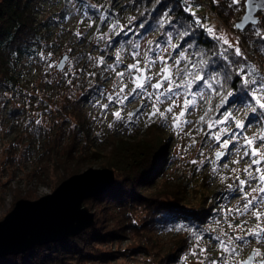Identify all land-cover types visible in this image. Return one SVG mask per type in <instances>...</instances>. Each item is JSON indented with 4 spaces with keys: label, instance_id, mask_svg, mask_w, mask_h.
<instances>
[{
    "label": "rangeland",
    "instance_id": "374dc122",
    "mask_svg": "<svg viewBox=\"0 0 264 264\" xmlns=\"http://www.w3.org/2000/svg\"><path fill=\"white\" fill-rule=\"evenodd\" d=\"M129 1L115 0L116 11ZM198 1L201 6L189 5L187 8L194 14L197 25L207 31L212 29L209 34L219 45L218 54L225 60L226 69L231 70L233 64L236 66L240 85L245 88L242 95L229 87L220 71L206 74L190 44H183L182 38L172 31L160 37L158 31L147 27L133 43L137 44V49L134 50L130 42L111 47L106 42L115 25L101 23L79 8L61 14L63 0H40L34 14L40 22L53 15L55 24L48 35L49 42L54 44L44 60L31 63L19 83L22 91L13 96V101L27 105L32 113L21 126L27 129L26 125L33 126L31 120L39 121L57 147L53 153L43 152L45 148H41L26 154L24 147L28 146L33 134L29 130L22 131L21 126L9 125V105L0 102V220L12 210L17 200L38 199L59 185L56 159L63 157L61 148L65 144L75 140L79 147L75 159H86L83 172L90 167L104 168L103 163L113 149L128 147L132 151L125 150V154L136 156L138 144L155 137L156 142L164 143L157 158L162 159L164 173L159 185L167 182L180 190L187 207L192 210L201 206L202 197L211 199L213 210H220L216 213L220 219L217 222L215 218L212 227L224 236L220 242H215L201 235H188L178 261L168 264H243L252 252L256 258L254 264H262L264 203L258 201L264 198V192H253L252 189L264 187V180L260 179L264 176V109L255 103L256 98H261L264 103V90L260 87L264 84V47L254 44L257 33L264 37V10L258 12L260 21L254 29L247 26L239 30L236 22L245 13L246 0ZM130 9L119 11L122 16L119 19L122 25L119 23V26L123 29L133 27L131 16L137 11ZM237 47L240 56L235 54ZM64 56L65 65L59 69ZM137 63L141 71H129L128 66ZM165 66L170 72L168 80L163 79ZM144 69L147 75L145 87L133 94L132 90L136 88L133 78L141 75ZM196 76L203 79H195ZM252 80L257 83L251 84ZM159 81L160 89L148 86ZM228 93L232 95L228 96ZM158 96L159 100L156 99ZM223 101L226 106L221 110L219 104ZM154 104L165 113L166 119L159 114L149 119ZM169 107L173 109L171 113L166 111ZM253 108H256L255 112ZM182 111L185 114L180 116ZM117 112L120 118L114 115ZM130 113L134 114L131 122L128 119ZM174 117H178L175 123ZM237 121L245 127L237 128ZM80 127L91 134L76 138L73 133ZM224 140L229 141L227 148L223 146ZM246 151L247 156L244 155ZM217 153L222 155L217 158ZM253 159L258 163L252 164ZM73 167L74 163H71L70 168ZM245 169L256 178L250 179ZM154 177L158 178L156 174ZM237 178L249 181L243 186V192ZM253 197L257 198L254 201L257 207L244 212V204ZM86 200L84 205L95 213V225L99 216L109 228L124 226L128 222L117 207L90 205ZM257 211L260 212L259 218L255 215ZM131 213L133 219L141 223L147 210L140 206ZM237 236H243L244 242L235 239L237 251L219 260L226 247L224 239L230 241ZM184 237L183 232L170 229H154L138 235L128 228L116 237L97 243L94 249L97 252L93 251V254L98 253V256L83 260L79 256L64 258L65 261L57 264H161L162 257L174 253L177 245L184 244ZM103 253H108L109 258H102Z\"/></svg>",
    "mask_w": 264,
    "mask_h": 264
},
{
    "label": "trees",
    "instance_id": "16d2710c",
    "mask_svg": "<svg viewBox=\"0 0 264 264\" xmlns=\"http://www.w3.org/2000/svg\"><path fill=\"white\" fill-rule=\"evenodd\" d=\"M63 1L61 14L64 12L67 14L79 8L80 11L98 18L101 23L115 25L113 34L107 37L106 42V44H111V47L118 44L122 46L126 42H130L129 45L132 48L134 46V50L137 49V44L133 43L141 37L147 27L158 31L160 37L163 36L162 34L172 31L182 38L183 44L186 42L188 45L190 44V49L198 55L206 74H210L214 70L215 72L220 71L224 75L223 78L226 75L231 77L227 81L229 87L236 91V94L237 92L241 94L242 89L245 91V88L240 85L241 79L236 66L233 64L231 70L226 69L225 60L218 54V43L206 29L197 25V21L193 17L194 14L187 8L189 5L201 6L202 3L198 0H130L119 9V11H124L131 8L130 10L137 11L135 16H131L134 23H132L133 27L129 29H123L122 23L119 22L122 16L115 9V0H104V3L96 0ZM39 2L40 0H0V102L9 105L7 122L17 128L23 125L26 117L32 116V113L28 111L27 105L13 101V96L20 95L22 90L19 83L31 63L35 60H44L48 50L54 44L49 42L48 33L51 26L55 24V19L53 15L41 22L36 19L34 12L37 10ZM254 26L256 25H250L248 28L254 29ZM262 35V33H257L254 38V44L261 48L264 47ZM250 98L253 99L251 96ZM224 106H226L225 101L219 104L221 110ZM31 122H33L32 128H29L28 125H26L27 129L21 126L22 131L29 130V133L33 134L28 146L24 147V152L31 154L45 148L43 152L47 150V152L53 153L57 144L49 138L50 134L46 127L33 120ZM73 134L76 135V138H86L91 134V131L80 127ZM154 139L155 137L149 140L151 143L148 140L139 143L135 148L137 155L132 157L125 154V150L132 151L128 147L123 150L113 149L103 163V166L115 170L113 187L86 200V203L90 205L96 203L103 204L105 207H117L121 216L128 219L131 224H127V222L124 226L109 228L99 216L95 226L74 237L37 245L22 254L3 256L0 258V264H57L61 263L60 261H65L64 258L78 256L80 260L93 258L99 255L98 253L93 254V251L97 252L94 250L97 243L103 242L107 238L116 237L128 228L138 235L154 229H170L186 234L184 244L177 245L174 253L162 257L161 264L178 261V255L183 251V246L190 235H201L220 242L223 235L215 232L212 227L215 218L217 222L220 219L216 217V213L218 214L220 210H213L211 199H208L207 196L202 197L201 206L192 210L187 207L180 190L168 185L167 182L159 185L164 173L161 169L162 159L157 158L164 143L156 142ZM74 142L75 140L65 144L61 148L64 150L63 157L56 159L58 182L84 169L86 159L83 157L75 159L79 147ZM71 163H74L73 169L70 168ZM155 174L158 178L154 177ZM140 206L147 210V215L143 217L141 223H138L133 219L131 211ZM224 241L226 247L222 249L224 252L219 256V260L226 254L235 252L232 249L237 251L235 238L230 241L224 239ZM107 254L103 253L101 257L109 258L110 255Z\"/></svg>",
    "mask_w": 264,
    "mask_h": 264
},
{
    "label": "water",
    "instance_id": "95a60500",
    "mask_svg": "<svg viewBox=\"0 0 264 264\" xmlns=\"http://www.w3.org/2000/svg\"><path fill=\"white\" fill-rule=\"evenodd\" d=\"M262 6L264 0H246L245 13L236 22L237 29L244 30L251 24H257L260 21L258 12L264 10ZM65 59L66 56L59 63V69L64 67ZM166 75L170 76V72ZM135 77H140L137 82L145 83V69ZM221 155H217V158ZM114 183L113 168L90 167L65 178L53 192L38 199L17 200L12 210L0 220V258L25 253L37 245L74 237L94 226L95 213L84 205V201L111 188ZM255 261V252H252L243 264H254ZM261 263L264 264V260Z\"/></svg>",
    "mask_w": 264,
    "mask_h": 264
},
{
    "label": "snow or ice",
    "instance_id": "6c2138e0",
    "mask_svg": "<svg viewBox=\"0 0 264 264\" xmlns=\"http://www.w3.org/2000/svg\"><path fill=\"white\" fill-rule=\"evenodd\" d=\"M262 7H264V6H262ZM208 32H212V29L209 28V29H208ZM224 42H225V44L228 43L227 40H225ZM235 54H236L237 56H240V55H241V51H240V49H239L238 47L235 49ZM224 58L227 59L226 56H225ZM160 59L163 60L164 58H163V57H160ZM177 63H179V61H177ZM128 68H129V71H132V70H135V71H137V72L141 71V69L138 67V63H137V64H133V65H129ZM162 71H163L164 73H168V72H169V69L167 68V66H165V68H164ZM241 71H243V69H241ZM253 71H255V69H253ZM117 75H119V76H123L124 73H117ZM158 75H159V74H158ZM168 78H169L168 75H165V76H164V79H165V80H168ZM230 78H231V77L228 76V75L225 76V79H226V80H227V79H230ZM139 79H140V77H134V78H133V81L136 83V88L132 90L133 94L136 92L137 89H142V88L145 87V84H144V83L137 82ZM148 79H151V77H148ZM195 79H198V80H199V79H203V78L200 77V76H196ZM255 83H257L255 80H252V81H251V84H255ZM148 86L153 87V88H156V89H160V88L162 87V85H161L160 82H157V83H155V84H151V85H148ZM260 87H261L262 90H264V84H261ZM120 91L123 92L124 89L121 88ZM168 91L171 92L172 89L169 88ZM231 95H232V93H228V96H231ZM254 96H255V93H254ZM262 98H264V97H262ZM156 99L159 100L160 97L158 96V97H156ZM255 103L258 104L259 107H260L261 109H264V103H261V98H256V99H255ZM187 104H188V102L186 101V102H185V106H187ZM105 107H106V106H105ZM166 111L169 112V113H171V112L173 111V109H172V107H169ZM252 111L255 112V111H256V108H253ZM157 114H159V116H160L162 119H166V117H165V113H164V112H161L158 108H156V106H155V104H154V105H153V111H152V113L149 114V119H151L153 116H156ZM184 114H185V113L182 111V112L180 113V116H183ZM114 115H115L117 118H120V113H119V112L115 113ZM133 115H134V114H132V113L129 114L128 119H129L130 122H131V120H132V116H133ZM173 119H174V123H175V121L178 120V117H174ZM201 119L203 120V117H201ZM225 119H227V117H226ZM37 123H39V121H37ZM111 126H112V125L110 124L109 127H111ZM236 126H237V128H244V127H245V125L241 124L239 121H237ZM209 127H211V125H209ZM216 139H217V140L220 139L219 135L216 136ZM248 143H251V141H248ZM228 145H229V141H228V140H224V142H223V146H224L225 148H227ZM217 155L219 156L220 153H217ZM244 155L247 156V155H249V153L246 151V152L244 153ZM253 155H255V152H253ZM193 163H195V161H193ZM256 163H258V161L255 160V159H253V160H252V164H256ZM234 171H235V170H234ZM244 171L248 172V175H249L250 179H255V178H256V177L253 176V173H252L249 169H245ZM257 171H259V169H257ZM237 179L239 180V184H240V186H241L240 191L243 192V191H244V187H243V186H245L246 184H248L249 181L242 180V179H239V178H237ZM260 179L264 180V176H261ZM252 191H253V192H256V191L264 192V187L259 188V189L253 188ZM247 195H248V194L245 193V199H247ZM256 199H257L256 197H253L252 199H248V200H247V203L244 204V206H243V211H244V212H248L250 209L256 208V207H257V203H254V201H256ZM258 203H264V198H261V200L258 201ZM238 211H239V210H238ZM255 215H256L257 218H259V216H260V212L257 211V212L255 213ZM229 227H231V225H229ZM238 227H242V226H238ZM253 234H254V235H257V236L260 235V233H250V235H253ZM229 239H231V238H229ZM235 239L238 240V241H241V242H244V240H245V238H244L243 236H237ZM221 246H223V242H221ZM201 251H206V250H205V249H202ZM232 251H236V249H232ZM249 259H252V257H250ZM213 264H215V262H213ZM244 264H248V262H244Z\"/></svg>",
    "mask_w": 264,
    "mask_h": 264
},
{
    "label": "built area",
    "instance_id": "2783aa9c",
    "mask_svg": "<svg viewBox=\"0 0 264 264\" xmlns=\"http://www.w3.org/2000/svg\"><path fill=\"white\" fill-rule=\"evenodd\" d=\"M200 17L202 18V13H200ZM199 18V17H198Z\"/></svg>",
    "mask_w": 264,
    "mask_h": 264
}]
</instances>
